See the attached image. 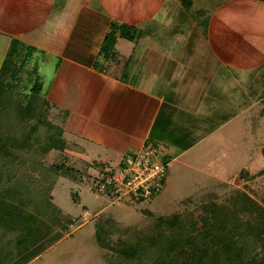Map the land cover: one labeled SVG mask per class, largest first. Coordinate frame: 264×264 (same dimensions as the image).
Instances as JSON below:
<instances>
[{
    "label": "rangeland",
    "instance_id": "374dc122",
    "mask_svg": "<svg viewBox=\"0 0 264 264\" xmlns=\"http://www.w3.org/2000/svg\"><path fill=\"white\" fill-rule=\"evenodd\" d=\"M65 4L67 6L64 7L63 13L68 14L67 17L81 16L82 19L90 15L89 24L97 25L98 29L109 20L111 13L125 15L124 22L114 19L110 21L111 26H109L111 30L122 36L123 26L131 21L140 25L139 27H143L142 24L145 22L155 23L158 33L152 37V44L159 47V53L162 55L159 70L162 73L156 79L155 88H163L170 77L168 72L161 70L162 68L166 69L172 65L182 68L184 64L180 57L182 55L190 60L189 54L183 53L184 51H193L194 55L204 52L209 57L212 63L208 73L217 81L218 91L221 92L217 93V96L222 97V99L217 98L215 103L221 108L229 109L230 105L232 110L237 103L243 105L245 100L243 101L241 93L257 87L255 80L261 71L256 70L253 73V70L264 64V0H199L192 6V17L187 14L188 19L183 23L179 22L180 19L177 17L181 6L179 0H70L69 2L65 0ZM99 4L103 8L99 9ZM123 7H125L124 13ZM115 34L107 36L104 43L102 39L101 50H98L94 60L97 62L95 65L97 70H102V64L109 59L107 51L111 50V47L115 48L116 42L113 40ZM127 39L123 37L124 42H129L124 45L132 46L131 40ZM143 40H147V37H143ZM145 46L146 43L141 41L135 50L128 49L124 52L139 57L143 54L142 49ZM20 55H18L19 59L16 58L17 64H21L22 54ZM112 58L108 60L110 68L118 60L116 52L112 54ZM168 59L172 62L167 61ZM58 60L59 58L49 51H33L20 69L17 81L14 80L20 92H29L32 98L49 100L50 110L55 104H52L51 98H54V95L51 90L55 89L54 80L60 67L56 65ZM212 66L214 67L211 68ZM172 71L178 76L180 71L185 75L183 69H172ZM80 73L75 75L77 80L82 79L76 84V88L79 89L81 85L82 88L86 86V82L83 81L84 76ZM178 76L176 80L182 75ZM152 78H156V75ZM35 82L40 83V89L37 91L39 93L30 90ZM203 85V82L199 83L197 91ZM189 86L185 85L184 89L190 88ZM232 88L235 90L234 95L225 93L230 89L233 90ZM96 89L99 90L98 87ZM191 90L195 92L196 88ZM236 91L237 97H240L237 103ZM79 104L81 107L87 106L86 112L81 110L73 112V116L71 115L67 122L71 133L66 132L63 137L68 147L78 152L81 146L87 156L82 158L73 155L71 158L69 155L63 156L53 152L49 153L48 159L64 161L66 156L70 159V164L84 170L85 175L82 176L81 181L63 175L57 178L51 192L52 202L61 211L59 217L55 218L56 223L54 217L51 221L48 219L52 214L50 210L42 216L35 213L40 219L36 223L37 229L41 230L39 239L34 240L38 235L34 236L31 233L28 235L29 239L32 238L33 244L51 241V245L27 264H106L110 253L99 246L94 234V220L99 213L112 216L119 229L125 227L145 229L152 224L153 216L180 211L185 206L179 205V200L185 199L189 194H201L213 187L220 194L218 198L220 202L233 192L232 188H239L246 189L249 195L264 206V174L256 175L249 180L240 176L242 168L254 175L264 166L262 152L264 116L254 118L257 124H254L251 117L262 102H257L254 107L240 112L232 122L208 137L205 156L202 159L196 158L195 167L191 168L184 163L167 160L163 189L158 195L140 201L135 198L117 199L95 190L94 177L102 175V171L115 169L119 163L126 160L123 151L127 141L124 134L105 124L107 120L104 119L108 118L86 115L91 110L90 102L79 101ZM88 107L89 111H87ZM49 119L56 124H65L55 111H52ZM91 159L109 161L110 166L107 167L108 170L94 167L90 163ZM9 177L11 180L13 176ZM244 184L247 187L244 188ZM17 198V195H13L8 203H17ZM25 198L23 196L24 201ZM188 208L191 210V205H188ZM18 209L25 215L30 214L31 211L30 207L25 205H18ZM144 209H148L151 215L144 212ZM137 238L133 234L129 235L128 239L135 242Z\"/></svg>",
    "mask_w": 264,
    "mask_h": 264
},
{
    "label": "trees",
    "instance_id": "16d2710c",
    "mask_svg": "<svg viewBox=\"0 0 264 264\" xmlns=\"http://www.w3.org/2000/svg\"><path fill=\"white\" fill-rule=\"evenodd\" d=\"M179 2L184 21L193 0ZM139 35L136 26H123L124 38L134 41ZM34 49L12 39L0 66V264H27L51 245V241L33 244L28 238L31 233L38 235L34 240L39 239L36 214L51 211L48 219L54 217L56 223L61 211L52 202L51 192L57 178L63 175L81 181L85 175L68 157L64 161L48 159L49 153L63 155L70 148L63 137L64 126L50 121L46 99L32 98L29 92L16 88L14 80ZM20 54L21 64H17ZM260 71L255 90L262 104L251 116L253 120L264 116V67ZM39 89V82L30 88L34 93ZM67 114L63 110L62 120ZM262 152L264 155V149ZM90 163L100 169L107 167L98 160ZM263 174L264 166L254 175L245 168L240 170V176L247 180ZM232 189L223 202L218 201L220 194L215 187L189 194L178 202L185 206L182 210L153 216L145 229H119L112 216L99 213L94 234L99 246L110 253L106 264H264V206L246 189ZM13 195L18 196V202L8 203ZM18 205L30 207V214L25 215ZM143 211L151 215L148 209ZM133 234L138 237L135 242L128 239Z\"/></svg>",
    "mask_w": 264,
    "mask_h": 264
},
{
    "label": "crops",
    "instance_id": "0c3cea01",
    "mask_svg": "<svg viewBox=\"0 0 264 264\" xmlns=\"http://www.w3.org/2000/svg\"><path fill=\"white\" fill-rule=\"evenodd\" d=\"M197 1L199 0H193L192 6ZM65 6V0H0V66L12 39L34 47V51H49L59 58L58 63L61 64H56L60 67L54 80L55 89L51 90L54 95V98H51L52 104L55 103L51 113L55 111L61 117L63 110L68 111L67 118L62 121L65 123L63 135L66 132L71 133L67 122L73 112H86L87 106L81 107L79 101H87L91 103L87 116L108 118L104 119L107 120L105 124L125 135V159L138 148L151 144L162 152L166 161H178L193 168L196 166V158L202 159L205 156L208 137L232 122L240 112L261 102L255 88H252L251 91L241 93L243 101L245 100L243 105L237 103L240 97H237L236 91L237 105L236 108L233 106L232 110L230 105L228 109L215 103L217 98L222 99L217 96V93L221 92L218 91L217 81L208 73L212 62L204 52L194 55L193 51H184L183 53L189 54L190 60L182 55V68L174 65L162 68L161 70L168 72L170 77L163 88H155L156 79L162 73L159 72L162 55L159 53V47L152 44V37L158 33L155 23L145 22L143 27L133 21L127 23L126 25H137L140 29V35L134 41L131 40L132 46H129L130 44L124 45L129 42H124L121 34L109 28L110 21L119 19L124 22L125 15L111 13L109 20L98 29L97 25L89 24L90 15L82 19L81 16L67 17L68 14L63 13ZM192 6L187 13L191 17ZM98 8L103 7L99 4ZM122 10L124 13L125 7ZM182 16L178 13L177 17L180 19ZM185 17L184 20L188 19V16ZM179 22L184 21L180 19ZM113 33H116L113 38L116 46L114 51L112 47L107 51L108 58L113 59L112 54L116 52L118 60L110 68L109 59H106L102 70H97V62L94 60L98 50H101L100 43L102 39L104 43L107 36ZM145 36L147 40H143ZM141 41L145 42L146 46L139 57L124 52L128 49L135 50ZM263 67L264 64L254 69L253 73ZM171 68L183 69L185 75L180 71L179 76H182L176 80L178 74ZM79 72L84 76L85 88H82V85L80 89L76 88L77 82L82 80L81 77V80H77L75 76ZM153 75H156V78H152ZM201 82L204 85L197 91ZM187 84L190 88L184 89ZM195 88V92L191 90ZM233 91L235 90L230 89L225 93L234 95ZM82 94L85 96L81 97ZM78 149L77 152L69 148L63 152V156H87L83 147L79 146ZM101 162L107 167L110 166L109 161ZM107 167L105 166V169Z\"/></svg>",
    "mask_w": 264,
    "mask_h": 264
},
{
    "label": "built area",
    "instance_id": "2783aa9c",
    "mask_svg": "<svg viewBox=\"0 0 264 264\" xmlns=\"http://www.w3.org/2000/svg\"><path fill=\"white\" fill-rule=\"evenodd\" d=\"M166 171L167 161L162 152L146 144L115 169L94 177V187L117 199H147L161 192Z\"/></svg>",
    "mask_w": 264,
    "mask_h": 264
}]
</instances>
